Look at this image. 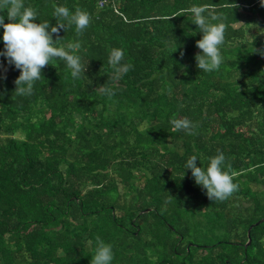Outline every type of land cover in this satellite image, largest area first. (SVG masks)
Listing matches in <instances>:
<instances>
[{"label":"trees","instance_id":"16d2710c","mask_svg":"<svg viewBox=\"0 0 264 264\" xmlns=\"http://www.w3.org/2000/svg\"><path fill=\"white\" fill-rule=\"evenodd\" d=\"M23 3L37 23H65L56 47L88 63L86 79H73L54 59L33 94L17 96L19 70L0 56V264H89L85 244L94 249L96 237L111 245V264H264V220L246 244L249 226L264 219L260 0ZM56 6L86 11L89 27L77 36L53 17ZM198 8L226 25L218 70L196 67ZM0 16L9 22L5 9ZM113 48L132 68L108 97L96 89L113 74ZM182 117L198 125L195 135L172 130L169 121ZM144 121L147 132L138 130ZM217 150L239 185L223 202L209 200L184 169L192 155L206 167Z\"/></svg>","mask_w":264,"mask_h":264},{"label":"clouds","instance_id":"9594fccd","mask_svg":"<svg viewBox=\"0 0 264 264\" xmlns=\"http://www.w3.org/2000/svg\"><path fill=\"white\" fill-rule=\"evenodd\" d=\"M260 4L264 7V0H260ZM233 7H235L234 4ZM0 9L7 11L9 21L5 23L4 16H0V28L3 29L2 40L4 43V50L0 52V56H4L8 64L19 70L20 74L14 80V93L17 96L32 95L34 83L42 78V69L57 58L65 62L73 79H86L84 72L88 62L82 63V58L79 55L70 54V51L65 50V47H56L61 38L58 35L60 29L64 31L66 29L65 23L57 22L55 26H50L48 21L35 22L37 12L30 7H25L23 0H0ZM203 12L202 8L193 10L194 24L202 33L201 38L195 42L196 47L202 51L197 53L194 59L198 69L208 72L218 70L223 62L220 46L225 42L226 25L211 23L210 20H218L219 17L213 14L205 17ZM53 17L57 21H66L68 26L75 25L77 36L82 35L91 23V17L86 11L77 9L70 13L66 6H56ZM53 34H57L55 40ZM80 46V43L77 42L70 43L66 47L69 50H75ZM254 52L264 57V50L254 49ZM123 59L124 51L122 49L113 48L110 50L108 63L114 71L108 81L96 89L100 95L112 97L116 94L114 89L119 79L132 68L130 64H122ZM169 123L172 125L173 131H184L189 135H195L194 129L198 127L187 117L173 118ZM148 128V121H144L138 126V130L142 132H147ZM180 153L183 155V149L180 150ZM196 162L197 157L190 156L184 169L191 171L195 183L205 190L209 200L223 202L238 191L239 185L233 182V174L222 168L225 163V156L222 152L217 150V155L209 158L206 167H198ZM183 176L184 172L182 178ZM95 244L94 249L92 240L86 241L85 244V247L92 252L89 264H111L113 260L111 245L106 244L100 237H96ZM23 255L28 258L26 252Z\"/></svg>","mask_w":264,"mask_h":264},{"label":"rangeland","instance_id":"374dc122","mask_svg":"<svg viewBox=\"0 0 264 264\" xmlns=\"http://www.w3.org/2000/svg\"><path fill=\"white\" fill-rule=\"evenodd\" d=\"M135 175H138V176H139V173H135ZM136 183H137L138 185H140V184L143 183V180H142L140 177H137V178H136ZM196 216H198L200 219L204 220L202 214H199V215H196ZM188 224L190 225L191 228L193 227V224H192L191 221H189ZM195 231H196V230H193V232H195ZM213 234H214V235H217V234H218V229L214 228V229H213ZM160 249H162V248H159V250H160ZM155 255H156V254H155ZM155 260H156V259H155Z\"/></svg>","mask_w":264,"mask_h":264},{"label":"water","instance_id":"95a60500","mask_svg":"<svg viewBox=\"0 0 264 264\" xmlns=\"http://www.w3.org/2000/svg\"><path fill=\"white\" fill-rule=\"evenodd\" d=\"M264 219H259L258 221H256L254 224L250 225L248 230H247V235H248V240L246 242V244L250 243V237H249V233H250V229L252 228V226L259 224L260 222H262Z\"/></svg>","mask_w":264,"mask_h":264},{"label":"built area","instance_id":"2783aa9c","mask_svg":"<svg viewBox=\"0 0 264 264\" xmlns=\"http://www.w3.org/2000/svg\"><path fill=\"white\" fill-rule=\"evenodd\" d=\"M97 4L99 7H103L104 6V0H97Z\"/></svg>","mask_w":264,"mask_h":264}]
</instances>
